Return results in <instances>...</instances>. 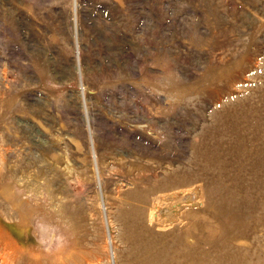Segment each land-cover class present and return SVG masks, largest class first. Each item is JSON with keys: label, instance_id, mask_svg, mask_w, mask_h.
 Segmentation results:
<instances>
[{"label": "rangeland", "instance_id": "rangeland-1", "mask_svg": "<svg viewBox=\"0 0 264 264\" xmlns=\"http://www.w3.org/2000/svg\"><path fill=\"white\" fill-rule=\"evenodd\" d=\"M0 264H264V0H0Z\"/></svg>", "mask_w": 264, "mask_h": 264}, {"label": "bare ground", "instance_id": "bare-ground-1", "mask_svg": "<svg viewBox=\"0 0 264 264\" xmlns=\"http://www.w3.org/2000/svg\"><path fill=\"white\" fill-rule=\"evenodd\" d=\"M16 199H17V198H16ZM21 202L24 204V205L22 204L23 207H24V208H23V207H22V208L24 209L26 215L29 216L30 218H32V216H34V215H33V212L35 213V208H32L31 205H30V203H29L27 200H23V201L20 200V201H19L20 205H21ZM20 207H21V206H20ZM25 207H26V208H25ZM23 209H21V210H23Z\"/></svg>", "mask_w": 264, "mask_h": 264}]
</instances>
